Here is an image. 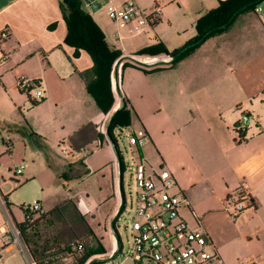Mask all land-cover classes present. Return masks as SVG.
<instances>
[{
    "label": "crops",
    "instance_id": "0c3cea01",
    "mask_svg": "<svg viewBox=\"0 0 264 264\" xmlns=\"http://www.w3.org/2000/svg\"><path fill=\"white\" fill-rule=\"evenodd\" d=\"M219 1L172 0L194 25L165 48L173 52L195 39L197 21ZM62 7V0H0V31L9 33L0 49V264H31L25 250L2 238L10 224L23 221L11 197L37 188L32 200L46 213L70 187L94 175L107 179L110 195L105 216H90L96 222L91 231L101 246L107 239V252L119 246L110 224L115 227L121 206L120 164L82 77L92 60L83 51L75 57L64 44ZM256 10L240 13L171 69L145 74L128 67L121 75L131 115L127 129L146 139L139 155L171 174L173 192L189 204L181 216L205 230L218 254L212 264H264V47H254V29L264 27ZM94 22L113 49L121 51L123 39L137 36L123 29L116 37L110 20V28ZM156 44L140 42L122 53ZM21 76L36 81L40 102L19 91ZM242 116L249 120L239 133ZM232 194L251 199L253 208L233 216L225 209Z\"/></svg>",
    "mask_w": 264,
    "mask_h": 264
},
{
    "label": "trees",
    "instance_id": "16d2710c",
    "mask_svg": "<svg viewBox=\"0 0 264 264\" xmlns=\"http://www.w3.org/2000/svg\"><path fill=\"white\" fill-rule=\"evenodd\" d=\"M262 1H219L215 9L209 11L197 21L195 25L197 37L179 49L169 52L163 44L158 43L139 50L134 54L126 55L120 50L113 49L107 45L102 30L92 17L82 9L81 0H62L64 20L67 26L64 44L75 50V57L78 56L79 51H83L92 60L91 70L87 74H83L82 77L85 79L87 93L93 98L106 121L105 131L113 144L122 174L124 171L123 158L113 135L115 129L122 131L127 129L131 123V115L127 110V101L121 89L122 71L131 67L145 74H151L171 69L179 60L193 52L206 39L215 33L225 30L240 13L256 9ZM115 74L117 75V80H115ZM121 105L123 106L120 107ZM249 203L254 205L251 199H249ZM22 206H20V209ZM118 215L119 212L117 211L112 218L114 224ZM56 222H64L66 227L71 232L73 231L72 234L74 236L77 233L82 236L87 233V235H91L94 238L87 222L71 200H66L46 212L32 224L24 225L14 221L13 224L20 232V239L25 253L33 264H47L45 254L50 250L49 245L51 242L50 238H48L50 235L47 232V226H55ZM72 224L74 225L73 227H71ZM98 245L104 250L100 244ZM69 247H67L68 250H70ZM119 247L121 249V244H119ZM113 252H106L105 255H113L115 253ZM91 256V253L85 252V254L75 260L74 264H88Z\"/></svg>",
    "mask_w": 264,
    "mask_h": 264
},
{
    "label": "built area",
    "instance_id": "2783aa9c",
    "mask_svg": "<svg viewBox=\"0 0 264 264\" xmlns=\"http://www.w3.org/2000/svg\"><path fill=\"white\" fill-rule=\"evenodd\" d=\"M82 4L94 10L103 9L107 18L116 27V37H120V30L132 24L142 30L150 20L155 21L154 15L146 17L131 0H82ZM262 16L264 27V13ZM129 32L130 35H136L133 30ZM8 35V30L0 31V49L3 48ZM17 88L31 98L33 104L40 102L43 98L42 91L35 80L21 76L17 80ZM248 120V116H242L241 124L237 128L239 133L245 130ZM130 144L135 146L138 152L135 171V183L138 190L136 212L130 226L133 234V253L136 254L138 261L131 256H126L121 261L128 260L130 264L143 262L146 264H212L218 260V254L205 230L199 225L192 226L181 216V209L188 207L189 204L186 199L173 192L175 181L171 174L162 168L150 166L139 155V149L145 146L146 139L131 135ZM15 172L18 174L20 170ZM253 206L249 203V199L241 194H232L225 199V209L233 216ZM21 211L23 213L21 223L24 225L32 224L45 214L37 201L30 205H23ZM2 238L5 244H17L24 250L20 232L14 224H10L5 229ZM69 249L71 252H81L83 245L76 242L71 244ZM241 264H252V262L245 261Z\"/></svg>",
    "mask_w": 264,
    "mask_h": 264
},
{
    "label": "rangeland",
    "instance_id": "374dc122",
    "mask_svg": "<svg viewBox=\"0 0 264 264\" xmlns=\"http://www.w3.org/2000/svg\"><path fill=\"white\" fill-rule=\"evenodd\" d=\"M131 1L138 6L146 17L154 15L155 21L150 20V22L146 24L142 30H140V28L135 24H132L130 27L124 29V33L127 31L130 34L129 31L133 30L137 36L134 38L126 37L123 39L121 42V52L126 51L127 49H132L135 44L140 42L148 44L161 43L168 48L167 45L171 47L170 44H172L178 36L184 37L193 31L192 26L194 23L188 19V16H183L184 14L182 10H179L177 7V2L173 6L170 4L172 0ZM83 7L86 13H88L93 20L98 22L100 25H105L110 28V22L103 9L94 10L86 7L85 5H83ZM263 10L264 0L258 4L256 14L261 16ZM254 30V47H264V28L260 30L259 26H257ZM124 35L127 36L126 34ZM238 61L240 62V55L238 56ZM113 135L116 140L118 150L122 155L124 164V210L118 215L115 227L110 224V231L112 232L115 244H118L117 239L119 244H121L120 252L117 254V249L114 251L115 253L113 252V255H105L110 249L107 239H104L102 242V247L104 248L103 250L99 247V242L96 237L93 238L91 235H87V233L83 236L79 235L80 233H77V235L74 236L72 234L73 231L71 232L66 227L64 222H56L55 226L52 227L46 225L48 229L47 232L50 235L48 238L51 240L49 245L50 250L45 254L47 264H74L75 260L85 254V252H89L92 255L88 264H119L126 256H131L138 261L136 254L133 253V234L130 231L131 222L136 212V195L138 193L135 183V171L137 167L136 158L138 156V152L136 147L130 144V136L133 135L136 138H140L141 136H139V134H131V128L123 129L122 131L115 129ZM143 148L144 147L139 149L140 153ZM146 162L149 163L147 160ZM108 189L109 183L107 179H103L101 175H94L89 177L87 180H83L75 186L70 187V193L62 194L65 198H63L60 203L67 200L68 197V200L75 203L81 214L85 216V219L89 224V228L95 229L96 222L90 220V216L98 215L99 218L103 217V215L105 216L109 206V202L105 201L108 195H110L107 194ZM36 190L37 188L27 189L26 191L19 190L14 197L10 198L9 204L14 205L16 211H18V208L21 205L32 204V196L35 195L33 193ZM102 201H104V203ZM181 213H184V211ZM16 223H18L17 220ZM73 226L74 225L72 224L71 227ZM74 242H79L83 245L81 252H71L67 249V247L74 244ZM112 257L113 259H110ZM141 264L146 263L143 262Z\"/></svg>",
    "mask_w": 264,
    "mask_h": 264
},
{
    "label": "water",
    "instance_id": "95a60500",
    "mask_svg": "<svg viewBox=\"0 0 264 264\" xmlns=\"http://www.w3.org/2000/svg\"><path fill=\"white\" fill-rule=\"evenodd\" d=\"M115 80H117V75L115 74ZM123 105H121L120 107H122ZM122 171H121V166H120V180H121V186H120V191H121V206H120V209H119V213L121 212V210H122V208H123V206H124V202H125V200H124V195H123V186H122ZM117 242H118V239H117ZM120 252V247L118 246V252H117V254ZM116 254V255H117ZM115 255V256H116ZM111 259H113V257L111 258Z\"/></svg>",
    "mask_w": 264,
    "mask_h": 264
}]
</instances>
